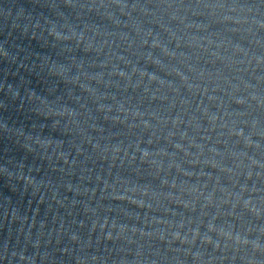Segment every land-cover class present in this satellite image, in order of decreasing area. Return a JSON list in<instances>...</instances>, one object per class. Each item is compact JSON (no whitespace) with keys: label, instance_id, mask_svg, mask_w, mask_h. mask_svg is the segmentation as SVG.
I'll use <instances>...</instances> for the list:
<instances>
[{"label":"water","instance_id":"95a60500","mask_svg":"<svg viewBox=\"0 0 264 264\" xmlns=\"http://www.w3.org/2000/svg\"><path fill=\"white\" fill-rule=\"evenodd\" d=\"M0 264H264V0H0Z\"/></svg>","mask_w":264,"mask_h":264}]
</instances>
